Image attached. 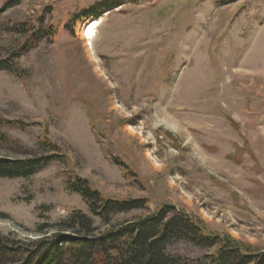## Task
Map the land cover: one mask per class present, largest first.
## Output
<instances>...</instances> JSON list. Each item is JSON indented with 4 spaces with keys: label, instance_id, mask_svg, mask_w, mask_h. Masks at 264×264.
<instances>
[{
    "label": "rangeland",
    "instance_id": "374dc122",
    "mask_svg": "<svg viewBox=\"0 0 264 264\" xmlns=\"http://www.w3.org/2000/svg\"><path fill=\"white\" fill-rule=\"evenodd\" d=\"M94 7L98 17L65 28ZM46 8L53 41L19 60L22 77L0 72V120L17 123L0 126V157L30 158L47 138L66 163L0 179V235L37 240L40 226L89 214L66 187L79 175L105 197L173 205L264 250V0H22L0 15V58L19 44L5 28ZM168 250L196 260L216 249Z\"/></svg>",
    "mask_w": 264,
    "mask_h": 264
},
{
    "label": "trees",
    "instance_id": "16d2710c",
    "mask_svg": "<svg viewBox=\"0 0 264 264\" xmlns=\"http://www.w3.org/2000/svg\"><path fill=\"white\" fill-rule=\"evenodd\" d=\"M21 2L11 0L0 8V15ZM96 7L84 14H74L65 28L71 31L82 16L98 17ZM52 11L46 8L34 22H16L5 28L6 33L19 39V44L7 48L6 55L0 58V72L22 77L19 60L42 42L53 41L57 29L47 18ZM16 124L0 120V126L15 127ZM38 148L37 153L24 150L30 156L27 159L0 157V179H29L52 163H66L60 147L49 139L39 140ZM116 163L130 171L124 163L118 160ZM66 187L69 192L80 195L89 214L76 210L57 223L44 224L38 230L42 237L37 240L0 235V264H264V250H254L232 238L210 233L200 221L173 205L153 212L146 199L105 197L79 175L69 178ZM141 211L147 214L116 220ZM96 219L106 227L104 231L96 225ZM181 241L204 250H216L196 260L168 250Z\"/></svg>",
    "mask_w": 264,
    "mask_h": 264
},
{
    "label": "bare ground",
    "instance_id": "6f19581e",
    "mask_svg": "<svg viewBox=\"0 0 264 264\" xmlns=\"http://www.w3.org/2000/svg\"><path fill=\"white\" fill-rule=\"evenodd\" d=\"M98 23H94L93 21L87 22L84 26L80 28L81 34L83 38L87 41V43H93V38L96 35V28L98 27Z\"/></svg>",
    "mask_w": 264,
    "mask_h": 264
}]
</instances>
